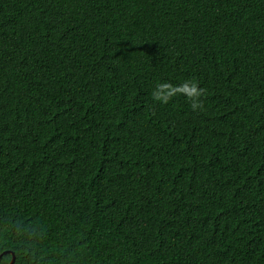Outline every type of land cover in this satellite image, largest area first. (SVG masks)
Masks as SVG:
<instances>
[{
    "label": "trees",
    "instance_id": "1",
    "mask_svg": "<svg viewBox=\"0 0 264 264\" xmlns=\"http://www.w3.org/2000/svg\"><path fill=\"white\" fill-rule=\"evenodd\" d=\"M191 79L203 109L153 100ZM8 251L264 264V0H0V264Z\"/></svg>",
    "mask_w": 264,
    "mask_h": 264
},
{
    "label": "clouds",
    "instance_id": "2",
    "mask_svg": "<svg viewBox=\"0 0 264 264\" xmlns=\"http://www.w3.org/2000/svg\"><path fill=\"white\" fill-rule=\"evenodd\" d=\"M205 89L199 87L198 82L195 79L184 80L178 85H174L171 82H159L154 86L152 91V98L154 101L160 103H168L173 97L177 95H183L190 101V107L193 111L203 109V100L200 99L205 95ZM23 223L20 220L12 221L11 227L17 230V235H23L27 233L29 238L40 235V228L35 225L25 228H18L17 226Z\"/></svg>",
    "mask_w": 264,
    "mask_h": 264
},
{
    "label": "water",
    "instance_id": "3",
    "mask_svg": "<svg viewBox=\"0 0 264 264\" xmlns=\"http://www.w3.org/2000/svg\"><path fill=\"white\" fill-rule=\"evenodd\" d=\"M8 252L10 253V258H9V260H8V262L6 264H9L12 261V256H13L11 251H8Z\"/></svg>",
    "mask_w": 264,
    "mask_h": 264
}]
</instances>
